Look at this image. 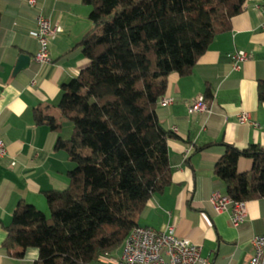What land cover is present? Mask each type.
<instances>
[{"label": "trees", "instance_id": "trees-1", "mask_svg": "<svg viewBox=\"0 0 264 264\" xmlns=\"http://www.w3.org/2000/svg\"><path fill=\"white\" fill-rule=\"evenodd\" d=\"M93 28L78 47L88 65L61 85L59 116L34 111L37 126L59 133L55 149L74 168L63 191L45 193L48 216L20 202L5 227L2 249L35 264H101L121 248L154 193L171 184L167 142L157 117L171 74L185 76L217 34L231 28L247 0H82ZM1 16V15H0ZM209 92V91H207ZM208 94V93H207ZM264 101V81L257 85ZM214 174L233 202L264 198V148L225 145ZM252 163L239 173V159Z\"/></svg>", "mask_w": 264, "mask_h": 264}, {"label": "crops", "instance_id": "crops-1", "mask_svg": "<svg viewBox=\"0 0 264 264\" xmlns=\"http://www.w3.org/2000/svg\"><path fill=\"white\" fill-rule=\"evenodd\" d=\"M28 1L0 0V140L6 149L0 160V264H35L36 249L25 250L21 257L2 249L5 227L20 202L48 216L45 193L68 186L67 174L74 164L55 144L59 137H70L72 126L64 123L54 133L37 126L33 114L49 107L59 116L60 87L87 67L78 44L93 28L88 18L91 7L82 0H33L34 8ZM262 4L264 0H247L243 12L231 20L230 30L214 37L189 74L169 75L163 98L172 103L157 105L161 126L173 135L167 142L171 184L152 195L136 222L162 232L172 228L177 238L199 246L210 264H249L252 237L264 235V198L245 203L247 216L237 228L231 225L230 211L216 214L208 201L215 193L227 196L214 174L225 145L264 148V101L257 97V85L264 81ZM37 13L60 28L48 43L50 64L33 61L38 43L31 33L37 29ZM237 51L245 52L247 60L234 71L228 56ZM21 56L30 58L29 65L16 70ZM200 96L211 113H189ZM242 113L251 124L238 122ZM251 168L249 159H239V173ZM120 249L119 255L106 256L101 264H116Z\"/></svg>", "mask_w": 264, "mask_h": 264}, {"label": "built area", "instance_id": "built-area-1", "mask_svg": "<svg viewBox=\"0 0 264 264\" xmlns=\"http://www.w3.org/2000/svg\"><path fill=\"white\" fill-rule=\"evenodd\" d=\"M31 8L35 7L33 0L28 1ZM264 11V4L261 5ZM36 31L31 36L36 39L38 49L33 57L37 65L50 64L48 43L60 32L57 25H52L42 13L35 15ZM234 71L240 70L241 64L247 60V54L237 51L230 56ZM172 103L170 98H162L159 104L163 107ZM189 113H211L204 97H198L189 108ZM239 123L251 124L247 114L237 117ZM6 149L0 140V160L5 156ZM209 204L216 214L230 211V222L235 228L241 226L247 216L244 202H233L228 196L218 193L209 198ZM253 255L249 264H264V235L252 237ZM116 264H210L207 258L201 256V248L187 240L177 238L172 228L168 232L157 231L147 227L133 228L122 244V251Z\"/></svg>", "mask_w": 264, "mask_h": 264}, {"label": "water", "instance_id": "water-1", "mask_svg": "<svg viewBox=\"0 0 264 264\" xmlns=\"http://www.w3.org/2000/svg\"><path fill=\"white\" fill-rule=\"evenodd\" d=\"M30 58L28 56H21L18 59V64L16 65L15 69L16 70H23L26 69L29 65Z\"/></svg>", "mask_w": 264, "mask_h": 264}, {"label": "rangeland", "instance_id": "rangeland-1", "mask_svg": "<svg viewBox=\"0 0 264 264\" xmlns=\"http://www.w3.org/2000/svg\"><path fill=\"white\" fill-rule=\"evenodd\" d=\"M71 127V126H70ZM64 131H65V129H64ZM120 248L119 249H117L116 251H114L112 254H111V256H117V255H119L120 254Z\"/></svg>", "mask_w": 264, "mask_h": 264}]
</instances>
